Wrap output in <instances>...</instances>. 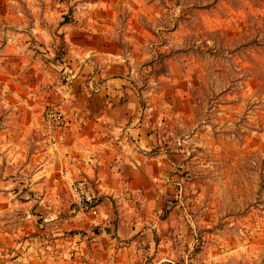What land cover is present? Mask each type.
Returning <instances> with one entry per match:
<instances>
[{
	"label": "crops",
	"instance_id": "crops-1",
	"mask_svg": "<svg viewBox=\"0 0 264 264\" xmlns=\"http://www.w3.org/2000/svg\"><path fill=\"white\" fill-rule=\"evenodd\" d=\"M121 1L0 0V264H205L175 202L179 152L142 105ZM43 46L60 48V72L31 69ZM47 107L64 113L61 142L45 139ZM79 179L95 215L76 203Z\"/></svg>",
	"mask_w": 264,
	"mask_h": 264
},
{
	"label": "rangeland",
	"instance_id": "rangeland-1",
	"mask_svg": "<svg viewBox=\"0 0 264 264\" xmlns=\"http://www.w3.org/2000/svg\"><path fill=\"white\" fill-rule=\"evenodd\" d=\"M119 8L121 28L134 31L148 122L163 149L179 152L175 202L192 252L205 264H264V0ZM34 50L32 70L60 72V48Z\"/></svg>",
	"mask_w": 264,
	"mask_h": 264
},
{
	"label": "built area",
	"instance_id": "built-area-1",
	"mask_svg": "<svg viewBox=\"0 0 264 264\" xmlns=\"http://www.w3.org/2000/svg\"><path fill=\"white\" fill-rule=\"evenodd\" d=\"M71 79L73 75L70 76ZM43 131L47 142H61L64 138L66 120L64 113L57 107H47L42 113ZM71 191L78 207L93 215L97 214V199L93 195L89 183L79 179L72 183Z\"/></svg>",
	"mask_w": 264,
	"mask_h": 264
}]
</instances>
